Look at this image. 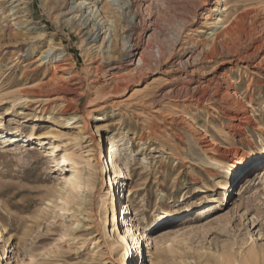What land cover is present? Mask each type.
<instances>
[{
    "label": "rangeland",
    "instance_id": "rangeland-1",
    "mask_svg": "<svg viewBox=\"0 0 264 264\" xmlns=\"http://www.w3.org/2000/svg\"><path fill=\"white\" fill-rule=\"evenodd\" d=\"M54 1L0 0V126L45 134L44 148L20 138L0 149V264H119L111 237L115 228L128 235L124 183L134 192L132 215L149 225L160 197L191 191L219 160L241 156L250 160L228 188L171 204L148 234L158 264H264V179L255 173L264 165V156L256 160L264 151V0L238 9L231 0L225 14L224 0H93L111 3V60L96 48L106 29L80 24L82 0ZM217 17L224 21L210 27ZM226 25L228 36L209 34ZM52 77L59 90L39 88ZM67 104L83 126L46 113L49 106L59 117ZM38 114L46 121H33ZM51 143L62 145L55 155L46 153ZM49 199L66 212L41 213ZM141 250L145 242L125 240L127 264H139Z\"/></svg>",
    "mask_w": 264,
    "mask_h": 264
},
{
    "label": "bare ground",
    "instance_id": "bare-ground-1",
    "mask_svg": "<svg viewBox=\"0 0 264 264\" xmlns=\"http://www.w3.org/2000/svg\"><path fill=\"white\" fill-rule=\"evenodd\" d=\"M62 1H65V0H62ZM230 1L231 0H224V3L222 4L221 9H220L223 14L226 13V11H227L226 6ZM232 1H235V7H234L235 9H238L239 5L247 2V0H232ZM60 2H61V0H55L53 3V7L59 6ZM221 2H222V0H218L219 4ZM96 4L97 3L93 2V0H82L80 2L79 7H78V12L79 13L81 12V18L85 14V18L83 19V21L80 24L84 25L90 21V24L92 23V25H93L92 30L95 27H97V30H99L98 34H100L101 30L106 29L103 32L104 36H103L101 42L96 46V48L98 49L99 54H101L104 58H105V50L104 49H106V52L108 54L107 58L109 60H111L112 56H113L112 53H113V51L116 50V44L112 45L111 49H110V46L108 44V42L110 41L109 30H110L112 25H111V23H108V22H111V20H110V17L108 16V14L106 12H108V10L110 11V9H112L111 3H105L102 8L96 7ZM86 14H87V16H86ZM205 17H207V16H205ZM241 17H242V15H238L237 19H240ZM222 21H224V18L217 17L212 22V24H210L211 26L210 25L209 26L213 27L214 25H219ZM112 22H115V28H113V30H112L115 32L116 27H117L116 21H112ZM231 29H232V27H230L229 25H226L220 31H217L215 33L211 32L209 34H211L212 37H216V36L225 37V36L229 35ZM31 38L36 39L37 36L31 37ZM26 39H27V37H26ZM91 39H93V38H91ZM49 46H50V50L56 49L55 46L53 45L52 41L49 43ZM58 49H61V48H58ZM128 50H129L128 52H131L134 55L136 50H137V44L133 43L128 48ZM44 52L45 51H43V53ZM64 57H65L64 52L58 53L57 54V58H58L57 61L63 60ZM133 60H135V59H133ZM140 60L141 59L139 57V61ZM58 66H59V63L56 64V67H58ZM54 75H55V71L53 72V77H54ZM53 77H52V79L50 78L51 79L50 81H46V83L40 84L39 88L43 90V89H46L47 86H53L54 90H56V91L59 90L60 86L58 84L60 83V80L55 79ZM116 83H117V81H116ZM118 87H119V83L115 84L114 88L117 89ZM33 92L34 91H32V90H24L23 93H33ZM55 98L56 97L54 96V98L50 99L51 103L54 102L53 99H55ZM59 104H61V103H59ZM69 108H71V104H67V106L64 110L65 112H63L62 113L63 115H60L59 117L55 114L53 115V112L51 110L52 108L51 107L49 108V106H48V108H46V111H47L46 113H48L49 115H52V116H50L51 117L50 119L55 121V123H60L61 121H63L61 123L73 124L72 127H74V128H79V127L83 126L81 124V121L78 120V119H80V116H78L75 113H69V111H70ZM26 117H28V116H26ZM46 118H47V116L45 117L43 114H38V115L33 116V119H34L33 121L45 122ZM75 119H77V120H75ZM106 119H107L106 114L96 115V120L98 122L104 121ZM73 120H75V121H73ZM71 121H73V122H71ZM51 126H52L51 128L49 127L50 130H57L56 127H53L54 125H51ZM95 128H96V130L98 129L97 124L95 125ZM43 135H45V134H41L40 138H36V137H34L35 133L33 131L28 135V134H25L24 132H22L18 129L6 130L5 128L0 126V149H4V148L11 146V144H8L9 142L16 143V141H18L20 138H26L28 141H31V143H32L31 147L32 148L38 147L39 149H41V148H44V145H45V143L43 142V138H41V136H43ZM49 145H50L49 149L46 151V153L48 155H55L62 148V145H60L58 143H51ZM103 146H104V142H101V140H100V142L98 143V147H99L101 154H102V149H104ZM63 150L65 152L64 156H73L74 155V152L72 151V149L68 148L67 146H64ZM263 156H264V151L261 152V154H256V157H257L256 160L262 158ZM111 157L113 158L112 153H111ZM248 160H250V158L248 156H241L236 161H234L230 164H227V163L219 160L216 163V169H218V172L211 173L208 177H200V179H198L195 182L194 188H192L191 191H189V192L187 191V193H182L179 196H177V198H174L171 200H168L166 198V196L160 197L158 202L155 205L154 211L151 213L150 218L148 219L149 225H143L137 216L132 215L133 208H134V192H133L132 188L128 187V184L126 185L124 183L121 188L125 187V189L123 188L125 195L120 197L119 204H120L121 212L125 215L124 221L127 223L126 225H127L128 235H127V237L121 236L118 233V229L115 228L114 233L111 237L112 248L117 249L120 253L119 258H118L119 264H127V258L128 257H127L126 251H125V240H127V241L130 240L131 244L134 246L145 242V251L143 252V250H141L143 255L141 256L139 264H158V259H157L158 257L156 255V249H155V246L158 243V241L151 234H148V231L150 230L149 229L150 224H154L156 222V220L160 217L163 218V217L168 216L171 213L169 210L170 209L169 207L171 206V204H174L176 207H179L181 204V200L187 198V196L195 193L196 191L200 192V193L212 192L214 190L213 185H217L221 189L222 188H224V189L228 188L229 183H231L230 182L231 179L233 177H236L238 172H240L241 169H244L246 167ZM255 173H256V178L264 179V165L259 170H257ZM245 185L246 184H244L243 187H245ZM50 212L65 213L66 208H57V206H55V203L52 200H50V199L45 200L41 204V213L47 214ZM130 215H131V217L128 219V216H130ZM113 217L115 218L114 207H113ZM6 229H7V226H6V224H4V222L0 216V237H3V233H4V231H6Z\"/></svg>",
    "mask_w": 264,
    "mask_h": 264
}]
</instances>
